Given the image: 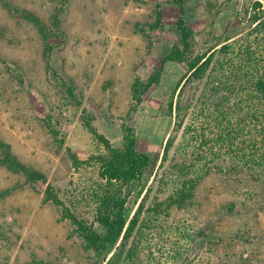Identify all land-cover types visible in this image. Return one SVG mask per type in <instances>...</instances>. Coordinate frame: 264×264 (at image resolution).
<instances>
[{
	"label": "rangeland",
	"instance_id": "374dc122",
	"mask_svg": "<svg viewBox=\"0 0 264 264\" xmlns=\"http://www.w3.org/2000/svg\"><path fill=\"white\" fill-rule=\"evenodd\" d=\"M9 1L42 18L53 50L48 53L38 30L0 3V138L22 162L47 177L46 183L27 185L21 175L0 166V191L13 189L0 199V264H94V254L84 248L71 223L60 220L54 205L44 203L45 191L51 185L75 215L92 220L94 192L101 180L98 164L89 160L105 148L92 133L84 109L93 118L91 126L112 148L123 146L122 125L133 126L138 151L159 160V166L175 124L169 104L187 65L165 63L160 84L129 118L131 85L136 77L146 78L163 65L174 43L161 41L163 36L179 38V0ZM251 4L252 0H185L195 53L245 36L251 24L239 14ZM158 13L160 26L154 32L150 24ZM202 88L199 83L188 85L185 102L191 99L198 105ZM177 95L178 91L174 104ZM193 111L192 107L187 123ZM177 134L175 145L184 137L183 131ZM245 187L224 175H210L198 186L191 207L172 210L170 224L197 231L215 222L221 206L242 194L239 205L245 203L251 212L219 223L221 234L228 236L222 243L207 244L217 241L209 231L197 255L201 260L250 264L248 258L252 264H264V199L246 194ZM134 190L125 189L133 212Z\"/></svg>",
	"mask_w": 264,
	"mask_h": 264
},
{
	"label": "trees",
	"instance_id": "16d2710c",
	"mask_svg": "<svg viewBox=\"0 0 264 264\" xmlns=\"http://www.w3.org/2000/svg\"><path fill=\"white\" fill-rule=\"evenodd\" d=\"M184 2L177 1L179 38L169 35L161 38L174 42L163 58V65L146 78L136 77L131 85L133 105L129 118L160 84L165 63L187 65V72L178 81L172 97L178 91V100L174 104L172 99L169 104L168 113L175 124L159 166V160L138 151L133 126L122 125L123 146L112 148L91 126L93 118L84 109L92 133L105 148L104 153L89 160L98 164L101 180L94 192L92 220L75 215L51 185L45 191L44 203L54 205L61 214L60 220L71 223L84 248L94 254V264H213L209 258L201 260L197 256L202 242L209 238V231L217 241L207 240V244L224 242L228 236L221 234L219 223L251 212L245 210V203L239 205L242 194L235 192L236 201L223 204L216 212L217 220L197 231L179 223L170 224L172 210L191 207L198 186L210 175H224L227 181L239 185L244 182L246 194L264 199V0H252L251 5L241 10V20L251 24L245 36L227 38L198 53L193 46V30L185 19ZM0 3L9 13L33 25L45 50L52 52L50 30L40 16L18 8L9 0ZM160 21L158 13L155 23L150 24L151 31L158 30ZM192 83L203 87L195 106L191 99L185 102L188 85ZM69 95L75 97L73 90H69ZM192 107V119L187 123ZM180 131L184 132L183 140L175 145ZM0 166L21 175L27 185L47 181L43 172L22 162L12 146L1 138ZM131 187L135 189L134 212L128 208L129 197L125 195V189ZM12 191H0V199ZM246 261L252 264L251 259Z\"/></svg>",
	"mask_w": 264,
	"mask_h": 264
}]
</instances>
